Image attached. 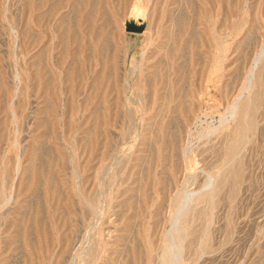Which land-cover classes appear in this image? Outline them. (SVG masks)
Here are the masks:
<instances>
[{
  "label": "rangeland",
  "instance_id": "374dc122",
  "mask_svg": "<svg viewBox=\"0 0 264 264\" xmlns=\"http://www.w3.org/2000/svg\"><path fill=\"white\" fill-rule=\"evenodd\" d=\"M0 264H264V0H0Z\"/></svg>",
  "mask_w": 264,
  "mask_h": 264
},
{
  "label": "bare ground",
  "instance_id": "6f19581e",
  "mask_svg": "<svg viewBox=\"0 0 264 264\" xmlns=\"http://www.w3.org/2000/svg\"><path fill=\"white\" fill-rule=\"evenodd\" d=\"M260 62V61H259ZM251 99V98H250ZM250 99H247V100H245L244 102H242V103H240V104H237V105H235V107H234V109H233V112H232V114L234 113V111H235V114L234 115H236V116H240V117H244L245 115H246V113H247V110L249 109V106H250V104H251V100ZM249 111V110H248ZM233 118V117H232ZM210 195H211V193H210ZM198 198V197H197ZM192 205H193V203H192V200H191V202H190ZM191 204H189V207H187L186 209H187V211L188 210H190V205ZM194 204H195V201H194ZM191 205V206H192ZM184 212H185V210H184ZM182 213V212H181ZM181 218V217H180ZM185 218V217H184ZM177 222V221H176ZM179 223V222H178ZM180 239V238H179ZM173 254V253H172ZM180 255V254H179ZM171 257V256H170ZM179 257V256H178Z\"/></svg>",
  "mask_w": 264,
  "mask_h": 264
},
{
  "label": "water",
  "instance_id": "95a60500",
  "mask_svg": "<svg viewBox=\"0 0 264 264\" xmlns=\"http://www.w3.org/2000/svg\"><path fill=\"white\" fill-rule=\"evenodd\" d=\"M133 28H134V31H136V32H142V28H139V27H136V26H134Z\"/></svg>",
  "mask_w": 264,
  "mask_h": 264
}]
</instances>
